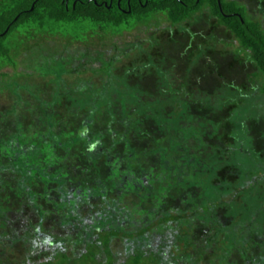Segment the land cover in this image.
<instances>
[{
	"label": "trees",
	"instance_id": "16d2710c",
	"mask_svg": "<svg viewBox=\"0 0 264 264\" xmlns=\"http://www.w3.org/2000/svg\"><path fill=\"white\" fill-rule=\"evenodd\" d=\"M252 4L264 14V0H0V264H264V25ZM202 18L222 33L180 76L147 34ZM219 33L241 66L221 85L213 60L201 64Z\"/></svg>",
	"mask_w": 264,
	"mask_h": 264
},
{
	"label": "rangeland",
	"instance_id": "374dc122",
	"mask_svg": "<svg viewBox=\"0 0 264 264\" xmlns=\"http://www.w3.org/2000/svg\"><path fill=\"white\" fill-rule=\"evenodd\" d=\"M252 5L254 6V4H252ZM254 8H255V11H256L257 15H258V12H260L259 13L260 14V18L263 19V25H264V18H263L264 14H263V12H261V9L257 8V6H254ZM201 22H203V23H199V25H198L199 27H197V28H196L197 25L196 26L193 25L191 32H187L186 30H183V31H180V32L173 30L172 33L170 31L162 32L161 30L163 28H165V27H160V28L156 29L155 31H152L151 33L147 34L151 38L154 37V38H156L159 41V43H158L159 44V48H160V50L163 53H172V51H174L175 55L172 54L173 58H176V59L179 58L180 61L182 62V66L180 68L181 71H179V73H178L179 75L181 74L183 76V74H186L187 72L192 71L191 67H190L191 66L190 58L191 57L192 58H196L198 56V54L195 52L196 48H197V45H199L200 43L201 44L206 43L208 41L207 40L208 37L212 36L213 31L217 30V32H221L222 33V31H220L219 28H215L216 30H214V27L211 24V22L208 20V18H205V19L202 18ZM200 29H202V30H200ZM203 30H205V33H202V35H201V32ZM221 33H219L218 36H215L216 37V41L214 40L216 42L215 47L212 46L210 49H208V51H207L208 55L205 56L204 61H202V63H201L202 66L205 67V64H207V62H211L213 60L214 65H212V66L215 67L214 68L215 70L213 69V71H212V69H211L213 75L212 76L210 75V76H211L212 80L215 77L214 79L217 80V83H218V84L216 83L217 85L223 84L224 81H225L224 79L227 78L226 76H229L230 80L232 78L233 79L232 81H237V74L241 73L240 70H239V69H241V66L238 67V65H235L237 63L234 60V58L231 55V53L229 52L231 49L227 48L225 46L226 42L229 41V36L226 37L225 35H222ZM203 35H204V37H203ZM205 38H206V40H205ZM136 40H141V38L138 37L137 39L132 40V42H134ZM126 42H127V40L120 42L119 43V47L122 48L124 46V43H126ZM180 43L182 44L183 47L180 46ZM148 47H149V44L146 42L145 45H144V48H147L146 51H148ZM156 52H158V49H156L154 52H149L148 55H152V53L154 55V54H156ZM183 52L185 54H187V56H185ZM134 55H135V53H133L131 55V57L134 56ZM142 56L143 55L138 54V57H136V59H134V60L137 61V60L141 59ZM167 63L171 65V63L169 61H167ZM167 63L165 62V64H167ZM177 63H178V60H177ZM228 63H232V64L234 63V66L231 65L232 67L230 68V67H228ZM65 65L66 64L61 65L62 66L61 68L63 69L65 67ZM244 65L245 64H243V66ZM51 69L52 68H50V70ZM195 70L196 69L194 68V71ZM209 73H211V72H209ZM196 78H197V82H196L197 86H202V85L205 84L204 82H200V79L198 78V76H196ZM210 82L212 83L211 80H210ZM0 101H1V103L3 102L4 104H9L10 103L8 101V98H6V96H1L0 97ZM220 136H222V134H220ZM221 138H223L224 142H227L229 140V136L228 135H226V136L224 135ZM207 140L210 141L211 143H213V141H214V140L212 141V139L210 137L207 138ZM216 141H214L213 144H215V142L216 143L220 142V141H218V139ZM190 143L193 144L194 142L191 140ZM198 150H200V149H196L194 151H198ZM222 176H223V178H227V179H228V177H230V176L227 177L224 173L222 174ZM185 204L186 203H182V202H179V203L176 202L175 203V201H174V203L171 204L170 208H172L175 205L177 207L179 205L180 206L182 205L181 207H183V206L189 207L188 205H185ZM149 206H150V204H149ZM228 214H226V212H224V214L221 215V219L220 220H221V222L223 224V227H226V226L228 227V225L231 224V222L233 221V218H231V216H229L230 214L229 215ZM96 217H97L96 216V211H93V209L91 207H89V208H86L84 210L82 218H84L85 221L87 220V222H89V221L92 222V219L96 218ZM196 222H197L198 225L199 224L201 225V223L199 221H196ZM205 227H206V229L207 228L208 229L207 230L203 229V232H204L203 234H214V230L211 229L209 227V225L205 226ZM15 255H16V253H15ZM98 257H99V255H98ZM90 263H92V262L89 261V260L86 261V260H81V259H78V260H75L74 262H72V264H90ZM48 264H61V263H59V258H55V260H52V262H51V260L48 261ZM66 264H68V263H66Z\"/></svg>",
	"mask_w": 264,
	"mask_h": 264
}]
</instances>
